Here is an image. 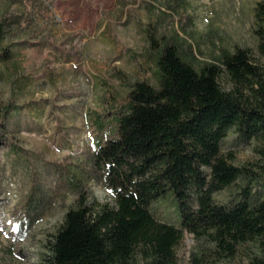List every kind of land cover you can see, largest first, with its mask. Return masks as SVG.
<instances>
[{
	"label": "rangeland",
	"instance_id": "obj_1",
	"mask_svg": "<svg viewBox=\"0 0 264 264\" xmlns=\"http://www.w3.org/2000/svg\"><path fill=\"white\" fill-rule=\"evenodd\" d=\"M262 0H0V22L11 24L5 45L12 58L0 63V264H44L64 213L80 183L90 200L114 205L91 156L115 138V117L126 106L130 85L157 86L146 61L147 30L174 36L192 50L195 68L222 51L246 49L264 74L257 53L254 7ZM176 33L178 36H176ZM189 61V58H187ZM224 91L231 88L225 76ZM251 148L243 160L237 153ZM221 154L261 174L264 145L230 132ZM243 182L214 195L226 202ZM251 192L264 198V182ZM154 219L179 227L171 195L154 201ZM191 234L175 249L176 264H196ZM251 242L222 262L248 264Z\"/></svg>",
	"mask_w": 264,
	"mask_h": 264
},
{
	"label": "trees",
	"instance_id": "obj_2",
	"mask_svg": "<svg viewBox=\"0 0 264 264\" xmlns=\"http://www.w3.org/2000/svg\"><path fill=\"white\" fill-rule=\"evenodd\" d=\"M254 18L256 50L264 60V0L255 4ZM11 30L0 22V63L12 58L5 45ZM147 33L144 61L155 68L158 85H130L115 117V138L97 146L90 159L114 205L90 200L75 183L77 200L64 213L44 264H176L184 232L198 244L196 264L229 260L248 242L256 248L248 264H264V198L251 192L264 181L220 150L230 132L264 145L261 67L236 48L195 68L196 55L176 37ZM221 76L230 90L220 87ZM238 181L243 186L232 198L215 200ZM166 194L176 201L179 227L155 220L149 210Z\"/></svg>",
	"mask_w": 264,
	"mask_h": 264
},
{
	"label": "clouds",
	"instance_id": "obj_3",
	"mask_svg": "<svg viewBox=\"0 0 264 264\" xmlns=\"http://www.w3.org/2000/svg\"><path fill=\"white\" fill-rule=\"evenodd\" d=\"M250 153H251V148H245L242 152L237 153V155L241 160H243Z\"/></svg>",
	"mask_w": 264,
	"mask_h": 264
}]
</instances>
